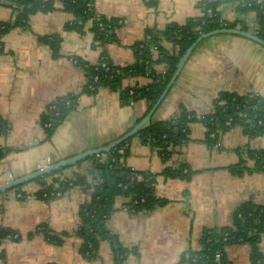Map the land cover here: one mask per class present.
<instances>
[{
    "label": "crops",
    "instance_id": "obj_1",
    "mask_svg": "<svg viewBox=\"0 0 264 264\" xmlns=\"http://www.w3.org/2000/svg\"><path fill=\"white\" fill-rule=\"evenodd\" d=\"M205 1L156 0L155 5H149L147 0H95L100 14L121 22L116 29L118 40L105 44L94 42L91 22L83 33L67 31L66 23L73 15L61 9L59 1L55 10L32 14L26 27L1 35L0 117L9 123V131L0 136V146L11 151L0 160V185L86 150L108 146L141 122L151 111L147 101L124 104L120 93L109 87L94 94L83 92L86 73L73 58L98 64L106 51L114 64H132L136 61L134 44L144 39L149 28L163 30L170 23L181 25L189 18L204 17L201 5ZM237 2L220 5L222 19L243 21L246 31L253 33L255 12H239ZM12 18L13 10L1 3L0 23ZM236 28L245 30L240 25ZM54 34L62 36L59 56H54L43 39ZM164 46L173 50L167 40ZM155 67L164 69L163 64ZM149 81L139 76L125 85ZM222 91L264 96L262 44L233 33L204 39L151 119L174 118L182 106L197 116L207 114ZM68 94H79L78 105L48 138L42 117L53 101ZM206 132L202 122H192L188 141L171 145L167 159L137 134L129 142L126 165L140 174L155 175L156 195L168 202L149 212L131 213L123 207L130 199L117 197L107 228L123 246L135 249L127 264H189L182 256L201 249L200 237L206 229L232 225L234 211L251 198L264 204V171L242 172L240 166L253 167L250 153L264 150V134L252 135L241 124H234L220 135L218 146L207 141ZM94 159L90 156L80 166L71 164L55 176L91 174ZM181 165L190 169L188 179L166 171ZM19 187L0 192V227L21 236L0 243V264H114L109 239L102 241L98 258L81 254L82 239L76 231L80 207L88 198L82 186H72L49 200L38 196L42 187L36 179ZM52 235L62 236V242L53 243ZM259 248L264 255V233ZM224 264H252L251 245L238 242L226 246Z\"/></svg>",
    "mask_w": 264,
    "mask_h": 264
},
{
    "label": "trees",
    "instance_id": "obj_2",
    "mask_svg": "<svg viewBox=\"0 0 264 264\" xmlns=\"http://www.w3.org/2000/svg\"><path fill=\"white\" fill-rule=\"evenodd\" d=\"M57 1L60 2L61 9L73 15V20L66 23L67 31L83 33L86 23L91 22L90 30L94 35V42L105 44L118 40L116 29L121 26L120 19L100 14L95 8V0H0V4H6L13 10V18L0 23V36L16 27H26L32 14L55 10ZM237 1L239 2L236 8L239 12L245 14L255 12L256 23L259 26L255 34L264 39V0ZM147 3L155 5L156 0H147ZM223 3H236V0H206L201 5L205 9L204 17L189 18L181 25L170 23L163 30L149 28L144 39L134 44L136 61L132 64L116 65L106 51L102 53L98 64H90L74 57L76 65L86 73L87 82L83 92L94 94L101 87H109L120 93L122 103L145 100L151 110L170 82L183 54L202 34L220 28H236L238 25L245 30L248 29L243 21L240 22L238 19L230 22L222 19L219 7ZM43 39L52 48L54 56H59L61 34L48 35ZM164 40L173 45V50L164 46ZM156 64H163L164 69L158 71ZM139 76L147 77L150 81L143 85H125L126 81ZM78 99L79 94H68L50 104L41 120L48 138L66 116L76 109ZM222 101L225 103L221 104ZM239 114L246 117H240ZM246 118H251L252 121L246 123ZM196 121L205 125L206 139L211 144L217 143L220 135L234 124H241L252 135L264 134V96L253 92L239 94L222 91L216 97L211 112L197 116L194 111L182 106L174 118L156 121L151 119L140 129L137 136L143 143L158 147L162 156L167 159L171 153V145H181L188 141L190 124ZM46 123H49V126H45ZM8 131L9 123L0 117V136L6 135ZM131 139L132 137L119 143L109 152L92 156L95 163L91 174L76 172L73 178L55 176L68 167L66 166L36 178L42 187L38 196L43 200L55 198L57 192L63 193L75 185L82 186L87 193L88 198L79 210L80 224L76 234L82 239L81 254L88 259L99 257L101 243L106 239L111 241L115 252L114 264H127L129 254L135 250L123 246L118 237L111 234L107 228V221L116 210L117 197L124 196L130 199L125 205L129 206L131 213L149 212L168 202L167 199L156 195L155 175L146 172L140 174L126 165ZM10 151V148L0 146V160ZM250 156L254 161L253 167L240 165L241 171H264V150L251 151ZM82 162L83 160L73 165L80 166ZM186 168L181 165L180 169L168 168L166 171L171 176L188 179L191 171L187 168L188 170L184 172ZM235 170L238 171L237 168H234ZM19 188L17 186L14 189ZM262 233L264 204H258L251 198L234 211L232 225L206 229L200 237L201 249L184 253L182 260L189 264H218L215 259L216 253L222 251L224 264L226 246L247 242L251 245L252 264H264V255L259 248ZM20 238L17 231L0 227V243L5 239ZM49 238L55 244L62 242V236L59 235H52Z\"/></svg>",
    "mask_w": 264,
    "mask_h": 264
},
{
    "label": "water",
    "instance_id": "obj_3",
    "mask_svg": "<svg viewBox=\"0 0 264 264\" xmlns=\"http://www.w3.org/2000/svg\"><path fill=\"white\" fill-rule=\"evenodd\" d=\"M219 33H233V34H239L242 36H245L247 38H250L251 40L260 43L264 46V39L260 38L258 35L246 31V30H242V29H238V28H220V29H216V30H212L210 32L204 33L202 34L187 50L186 52L183 54V56L181 57L177 68L170 80V82L167 84L166 89L164 90V92L162 93L160 99L158 100V102L155 104V106L151 109V111L145 116V118L139 122L135 127H133L129 132H127L126 134H124L123 136H121L120 138H118L116 141H114L112 144L108 145V146H104V147H100V148H95V149H90V150H86L82 153L76 154L74 156H71L69 158H65L63 160H60L58 162H55L47 167L44 168H40L39 170L32 172L30 174L15 178L9 182H7L6 184L0 185V192H5L8 190H11L17 186L22 185L25 182L31 181L33 179H36L40 176H43L45 174H49L52 173L56 170H59L63 167L69 166L71 164H74L78 161H82L90 156L93 155H100L103 154L105 152H109L112 148H114L116 145H118L119 143L133 137L134 135H136L140 129L151 119L152 115L154 114V112L158 109V107L160 106V104L162 103V101L165 99V97L167 96L168 92L170 91V89L172 88V86L176 83L178 77L180 76V73L184 67V65L186 64L188 58L190 57L191 53L194 51V49L206 38L212 36V35H216Z\"/></svg>",
    "mask_w": 264,
    "mask_h": 264
},
{
    "label": "built area",
    "instance_id": "obj_4",
    "mask_svg": "<svg viewBox=\"0 0 264 264\" xmlns=\"http://www.w3.org/2000/svg\"><path fill=\"white\" fill-rule=\"evenodd\" d=\"M258 28H259L258 25H256V26L253 27V33H254V34L256 33L255 31H257ZM73 61H74V63L77 62V61L74 60V59H73ZM224 103H225V102L222 101L221 104H224ZM52 107H53V106H52ZM239 116H240V117H246V115H242V114H239ZM251 121H252L251 118H246V119H245V122H246V123H249V122H251ZM259 123H261V122H259ZM45 126H49V123H46ZM217 145L219 146L218 143H217ZM56 195H57V196H61L62 193H61V192H57ZM123 207H124L125 210L130 211L129 206H127V205H123ZM222 257H223V252H222V251H219V252L216 253V257H215V259H216V262H217L218 264H222Z\"/></svg>",
    "mask_w": 264,
    "mask_h": 264
}]
</instances>
